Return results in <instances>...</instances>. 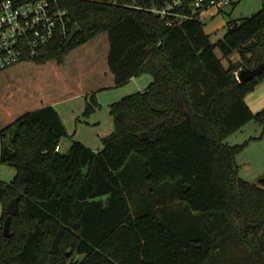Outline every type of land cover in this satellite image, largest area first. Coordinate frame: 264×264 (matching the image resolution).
Listing matches in <instances>:
<instances>
[{"label":"trees","instance_id":"1","mask_svg":"<svg viewBox=\"0 0 264 264\" xmlns=\"http://www.w3.org/2000/svg\"><path fill=\"white\" fill-rule=\"evenodd\" d=\"M166 1L63 0L80 30L54 40L37 63H61L107 33L116 86L145 72L153 80L112 104L115 130L100 150L76 139L56 150L68 132L53 105L0 129V160L16 169L0 180V264H264V180L242 178V145L225 141L250 120L264 125V108L255 113L246 102L264 72L238 78L264 62V4L231 18L213 41L200 19L172 26L150 10ZM93 110L88 100L86 113ZM142 167L152 201L141 197Z\"/></svg>","mask_w":264,"mask_h":264},{"label":"rangeland","instance_id":"2","mask_svg":"<svg viewBox=\"0 0 264 264\" xmlns=\"http://www.w3.org/2000/svg\"><path fill=\"white\" fill-rule=\"evenodd\" d=\"M263 4L264 0H241L235 7L226 8L223 16L216 15L214 20L213 18L207 19L204 26L205 31L211 35L213 41H216L227 30V26H222L217 32H211L212 28L219 23V19L222 18L227 21L229 17H232L235 20H241L256 13ZM106 34L102 33L98 37L104 35L108 42ZM84 52V49L80 50L81 61L77 63H72L69 59L65 61L70 54L68 53L61 63L55 59H49L45 63H37L36 61L21 63L2 71L0 73V121L3 122L4 117H7L10 111L12 112L10 118H14L19 112L48 104L51 102L50 99H58L65 88L69 92H73L74 96L68 101H60L57 106L68 132L60 141L62 151L64 152L69 148L72 139L84 142L92 146L94 150L101 149L103 139L115 130V122L111 113L112 104L129 94L143 91L153 80V77L145 72L135 76L134 80L122 86L90 91L95 93L97 101L95 103L91 93L88 96L83 95V93L75 95L78 89L79 92H82L94 83L101 81L104 84L105 81L108 82L107 77L102 73L103 60H93L94 56L98 55L95 53V49L93 48L91 60H89L90 57L86 60L88 55ZM217 53L222 57L219 49H217ZM237 59H239V53L235 51L231 60ZM222 60L228 66V60ZM108 84L106 83V85ZM88 100L95 105V110L86 113ZM246 101L255 113L264 108V79L256 85L253 91L247 94ZM8 120L10 119L8 118ZM225 141L230 145H242V148L235 154V160L239 165V175L255 183L264 180V125L250 120L241 128L230 133ZM141 170V186L145 190L141 191V197H145L147 201H152L155 196H150L149 183L143 178L144 168L142 167ZM15 174L16 169L13 166L0 160L1 181L9 182ZM138 198L137 194L136 200ZM177 204V208H175L176 203L174 204V210L179 212L178 216L181 217L185 210L179 202ZM1 217L2 204L0 202V219ZM0 225L2 224L0 223Z\"/></svg>","mask_w":264,"mask_h":264},{"label":"built area","instance_id":"3","mask_svg":"<svg viewBox=\"0 0 264 264\" xmlns=\"http://www.w3.org/2000/svg\"><path fill=\"white\" fill-rule=\"evenodd\" d=\"M241 0H167L152 12L176 26L186 19L206 21ZM229 19L226 21V26ZM73 20L63 0H0V73L43 57L54 40L68 39ZM56 150L62 151L61 144Z\"/></svg>","mask_w":264,"mask_h":264},{"label":"crops","instance_id":"4","mask_svg":"<svg viewBox=\"0 0 264 264\" xmlns=\"http://www.w3.org/2000/svg\"><path fill=\"white\" fill-rule=\"evenodd\" d=\"M218 16V15H217ZM223 16V15H222ZM216 16L213 17V20L215 19ZM232 18V17H231ZM218 19V18H217ZM219 23L216 24V26L214 28H212L211 32L212 31H215L217 32L219 30L220 27L222 26H226V20L225 19H219L218 20ZM107 35V34H106ZM108 37V35H107ZM101 39V40H100ZM106 37H104V35H101V36H97L93 39V41H90V42H87L86 44L78 47L77 49L73 50L68 56L67 58L65 59L66 60H71L72 63H77V62H80L81 61V57H79V55H81L80 53V50L84 49L85 50V54L87 53V58L86 60L89 58V60H91L93 54V48L95 49V53L98 54L96 56H94L93 60L97 59V61H100L101 59L103 60V64H104V67H103V71L102 73L105 75V77H107L108 79V82L105 81L104 84L100 82L98 83H94L92 85H90L89 88H86L84 89V91L82 90V92H79V89L77 90V92L75 93L79 95V93H83V95L85 96H88L91 92L90 91H99V90H102L106 87H110V88H114L116 87V84H115V76L114 74L110 71L109 69V66H108V54H109V40L108 42L106 41ZM93 47V48H92ZM91 54V56H90ZM64 61V63H65ZM106 79V80H107ZM135 77H133L130 81L134 80ZM129 81V82H130ZM106 83H109L108 85H106ZM106 85V86H105ZM118 87V86H117ZM61 96H59L58 99H50L48 104H45V105H53L55 106V108L57 109V106L59 105L60 101H68L70 100L71 97L74 96V93L73 92H69L68 89H65L62 91V93L60 94ZM247 102V101H246ZM43 105V106H45ZM39 107H42V106H39ZM38 108V107H37ZM35 108H30L29 110L27 111H30V110H33ZM58 110V109H57ZM27 111H22V112H19V114L14 117V118H10V115L12 114V112L10 111L8 116L7 117H4V121L1 122L0 121V129L5 127L6 125L10 124L11 122H13L17 117L21 116L22 114H24L25 112ZM59 112V111H58ZM60 114V113H59ZM8 118L10 120H8ZM62 118V116H61ZM1 120V118H0ZM8 120V121H6ZM63 120V119H62ZM84 143V142H83ZM0 144H1V141H0ZM87 145V144H86ZM62 146V145H61ZM89 146V145H88ZM92 149H94L92 146H90ZM97 150H100V149H97Z\"/></svg>","mask_w":264,"mask_h":264},{"label":"water","instance_id":"5","mask_svg":"<svg viewBox=\"0 0 264 264\" xmlns=\"http://www.w3.org/2000/svg\"><path fill=\"white\" fill-rule=\"evenodd\" d=\"M79 30H80L79 25L74 24L73 31H72V34L70 37L72 38L77 32H79ZM263 72H264V62L260 63L259 65H257L254 68H243V69H241L240 72L238 73V78L241 82H246L250 79L257 77L258 75L262 74ZM152 108L156 111H162L163 110V106L158 105L156 102L152 103ZM140 135L142 138H148L149 137V134L147 131L141 132ZM22 195H23V191H19L17 196L15 198H13L8 205L9 215L5 219L4 226H3V233L7 237L11 236V233L9 231L11 216L16 214V212L18 210V203H19V200L22 197ZM68 253H70V251H68Z\"/></svg>","mask_w":264,"mask_h":264}]
</instances>
